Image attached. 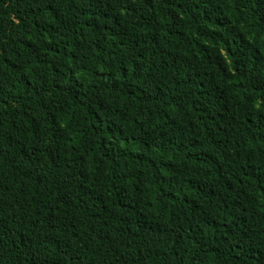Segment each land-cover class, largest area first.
Here are the masks:
<instances>
[{
    "label": "trees",
    "instance_id": "1",
    "mask_svg": "<svg viewBox=\"0 0 264 264\" xmlns=\"http://www.w3.org/2000/svg\"><path fill=\"white\" fill-rule=\"evenodd\" d=\"M0 264H264V0H0Z\"/></svg>",
    "mask_w": 264,
    "mask_h": 264
}]
</instances>
